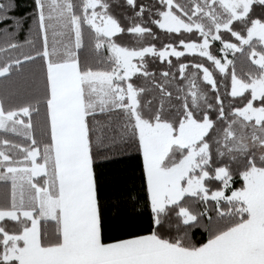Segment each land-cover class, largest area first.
I'll list each match as a JSON object with an SVG mask.
<instances>
[{
	"label": "snow or ice",
	"instance_id": "1",
	"mask_svg": "<svg viewBox=\"0 0 264 264\" xmlns=\"http://www.w3.org/2000/svg\"><path fill=\"white\" fill-rule=\"evenodd\" d=\"M21 6L0 0V264H264V0ZM133 153L139 187L109 193Z\"/></svg>",
	"mask_w": 264,
	"mask_h": 264
},
{
	"label": "trees",
	"instance_id": "2",
	"mask_svg": "<svg viewBox=\"0 0 264 264\" xmlns=\"http://www.w3.org/2000/svg\"><path fill=\"white\" fill-rule=\"evenodd\" d=\"M19 4H21V8L19 9V15H24L27 11L26 5L30 3V0H17ZM159 31V30H157ZM28 33H27V25H25L24 29L20 31L18 37L16 38L18 42L21 44L24 43V41L27 39ZM165 42L167 40L165 39ZM0 43H3V33H0ZM86 47H87V52L84 53L88 56L94 55L91 43L87 39L86 36ZM124 43H134V38L132 37H125ZM157 46H160V42H157ZM23 51H28V48L25 47ZM84 50H82L83 52ZM15 55H18L19 53H14ZM0 59H2V55H0ZM191 59V58H189ZM173 61L175 63V58H173ZM185 62H189V60H186ZM154 71H163L166 70V65L165 64H160L159 62H156L155 65L151 66ZM33 66L26 64L24 66V75L27 76L30 71L32 70ZM175 71V69H173ZM238 71H239V66H238ZM3 88V82L2 78H0V89ZM174 95H175V89L172 88ZM152 95H148V99H152ZM156 101H154L155 103ZM119 118L116 116L109 118H104L101 120V126L97 129V134L101 135L105 139V143H108L110 138L114 135H118V129H117V124H118ZM135 153L132 154L131 157H117L113 161H105L103 163L102 170L105 173V180L108 181V183L105 185L106 190L109 193L116 192L117 194L120 195H127V190L132 189V188H138L139 187V181L135 179L139 175V161L134 158ZM0 192H2V189H0ZM193 239L194 240H200L203 239V236L197 230L193 234Z\"/></svg>",
	"mask_w": 264,
	"mask_h": 264
}]
</instances>
